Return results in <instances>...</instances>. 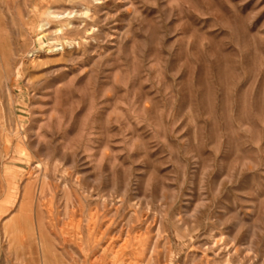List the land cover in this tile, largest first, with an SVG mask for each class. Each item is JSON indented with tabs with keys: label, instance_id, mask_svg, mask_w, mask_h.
<instances>
[{
	"label": "rangeland",
	"instance_id": "obj_1",
	"mask_svg": "<svg viewBox=\"0 0 264 264\" xmlns=\"http://www.w3.org/2000/svg\"><path fill=\"white\" fill-rule=\"evenodd\" d=\"M0 264H264V0H0Z\"/></svg>",
	"mask_w": 264,
	"mask_h": 264
},
{
	"label": "bare ground",
	"instance_id": "obj_2",
	"mask_svg": "<svg viewBox=\"0 0 264 264\" xmlns=\"http://www.w3.org/2000/svg\"><path fill=\"white\" fill-rule=\"evenodd\" d=\"M26 222H27V226H28V228H27V230L25 231V233H26V235H28V236H30V237H33L32 230H31V228L29 227V226L31 225V223H30L31 221H30L29 219H26ZM41 235H42L43 238L46 239V235H45L44 231H42ZM79 236H80V235H79ZM43 241H44V243H43L44 255L47 257V256L50 255V253L47 252V246H46V244H45L46 241H45V240H43ZM99 253H100V252H99ZM47 261H48V257H47Z\"/></svg>",
	"mask_w": 264,
	"mask_h": 264
}]
</instances>
